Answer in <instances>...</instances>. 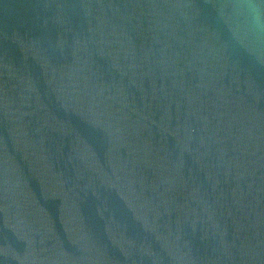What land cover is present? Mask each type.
Segmentation results:
<instances>
[{
  "label": "water",
  "instance_id": "1",
  "mask_svg": "<svg viewBox=\"0 0 264 264\" xmlns=\"http://www.w3.org/2000/svg\"><path fill=\"white\" fill-rule=\"evenodd\" d=\"M0 264H264V0H0Z\"/></svg>",
  "mask_w": 264,
  "mask_h": 264
}]
</instances>
